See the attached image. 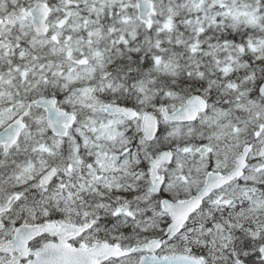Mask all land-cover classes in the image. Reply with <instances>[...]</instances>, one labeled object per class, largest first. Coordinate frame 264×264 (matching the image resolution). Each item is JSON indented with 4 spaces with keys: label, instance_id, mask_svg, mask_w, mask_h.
Returning a JSON list of instances; mask_svg holds the SVG:
<instances>
[{
    "label": "snow or ice",
    "instance_id": "1",
    "mask_svg": "<svg viewBox=\"0 0 264 264\" xmlns=\"http://www.w3.org/2000/svg\"><path fill=\"white\" fill-rule=\"evenodd\" d=\"M0 264H264V0H0Z\"/></svg>",
    "mask_w": 264,
    "mask_h": 264
}]
</instances>
